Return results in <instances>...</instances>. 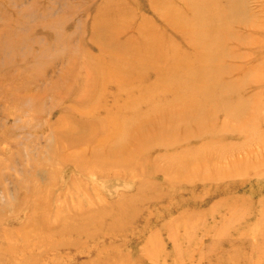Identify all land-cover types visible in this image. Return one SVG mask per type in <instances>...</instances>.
<instances>
[{
	"label": "rangeland",
	"instance_id": "374dc122",
	"mask_svg": "<svg viewBox=\"0 0 264 264\" xmlns=\"http://www.w3.org/2000/svg\"><path fill=\"white\" fill-rule=\"evenodd\" d=\"M121 1L131 19L113 34L105 12ZM150 3L0 0V264H264V0H244L248 16L217 25L230 47L216 62L219 83L234 87L226 100H246L227 112L240 115L191 120L208 109L189 114L179 97L160 98L170 94L161 83L141 152L89 162L96 142L60 148L64 120L95 124L76 111L95 90L89 59L139 42L146 21L159 28ZM159 114L193 137L152 143Z\"/></svg>",
	"mask_w": 264,
	"mask_h": 264
},
{
	"label": "bare ground",
	"instance_id": "6f19581e",
	"mask_svg": "<svg viewBox=\"0 0 264 264\" xmlns=\"http://www.w3.org/2000/svg\"><path fill=\"white\" fill-rule=\"evenodd\" d=\"M175 1L176 3L174 0H151L150 8L159 17L161 25L158 28L157 25L150 23L151 26H149L146 21L144 26H139V30L146 34L145 37L138 38L139 42L137 39L134 40V43L127 41V44L125 41L122 53L107 52L96 58L90 57L89 64L96 73L92 72L94 81L92 87H95V90L92 89L93 94L90 100L80 101L83 109L81 111L76 109V111L82 116L96 115L93 118L95 124L89 127H82L83 124L73 126L71 121L64 120L63 122H66L68 127L57 135L58 140L62 143L60 148L67 145H80L83 141L96 142V150H92L88 155L89 159L84 160L89 162L110 159L113 155L117 157L112 162L120 160L124 162L126 155H133L139 150L141 152L142 145L148 144L145 141L148 136H142L140 130L142 127L148 126L149 117L158 113L157 105L160 100H155L152 89L161 83L163 84L159 88L168 87L170 94L166 92V94L159 95L160 98L166 96L168 98L164 100L167 101L177 100L179 97V100L183 101V109L188 110L189 114L197 104H199L198 111L208 109L205 114L197 113L194 110L191 120L200 119L202 121V119L208 118L209 121H212L220 113L231 119L232 116L240 115L227 114V112H242L246 100H241L240 97L237 100H226L230 97L231 89L234 87L219 83L220 75L217 74L216 62L230 53V47L226 37L221 36V40L218 39L220 33L219 30L217 31V25L221 20L226 23L228 20L245 16L247 11L244 0ZM122 2L120 5L108 7V11L105 12V19L112 24L111 26H114L113 34L120 32L131 19L130 9L122 7ZM144 20L142 18V21ZM215 20L217 23L214 25ZM220 25L222 26V24ZM173 33L180 36L178 37L179 43L172 38ZM106 38H108L107 41L114 39L113 36L110 39L107 36ZM183 60H185L184 64L181 63ZM149 75L155 79L153 83L149 82ZM173 78L182 84L171 87L168 81ZM110 85L114 86V91L111 94L112 100H100L106 96L107 88ZM194 94L195 97H193ZM184 95L186 99H184ZM213 96H216L217 99L210 102ZM196 97L203 100L196 99ZM203 102H208V107ZM159 116L160 114L154 121L156 133L148 138L152 143L155 144L157 140L158 143L161 142V146L163 144L175 146L177 140L186 141L193 137L183 128V125L186 127L184 123L177 124L179 127L174 124V118L177 116L168 114L171 124H164ZM176 127L177 129H175ZM199 128L198 126L197 129ZM171 129L174 130L166 133ZM183 129V137L171 136V132L181 136ZM197 129V133L200 134ZM208 134H210V130H208ZM216 136V134L208 135V137H212L211 141ZM133 137H138V139L135 140ZM103 148H106L104 154L101 151ZM82 151L64 157L67 159L68 157H78ZM199 152L191 153L195 157V161H199Z\"/></svg>",
	"mask_w": 264,
	"mask_h": 264
}]
</instances>
